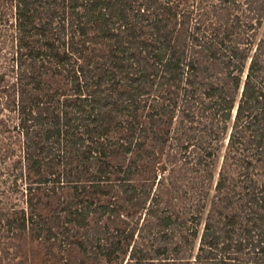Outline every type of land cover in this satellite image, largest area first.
<instances>
[{
	"label": "trees",
	"instance_id": "trees-1",
	"mask_svg": "<svg viewBox=\"0 0 264 264\" xmlns=\"http://www.w3.org/2000/svg\"><path fill=\"white\" fill-rule=\"evenodd\" d=\"M263 13L264 0H0L5 251L264 264Z\"/></svg>",
	"mask_w": 264,
	"mask_h": 264
},
{
	"label": "rangeland",
	"instance_id": "rangeland-1",
	"mask_svg": "<svg viewBox=\"0 0 264 264\" xmlns=\"http://www.w3.org/2000/svg\"><path fill=\"white\" fill-rule=\"evenodd\" d=\"M182 2H191L194 0H179ZM262 25L255 30V33L257 34L256 36H262L264 35V13L262 17ZM225 147V143L222 141L220 143V149L218 150L219 154L223 153V149ZM219 160L217 161V164L219 166ZM216 170V169H215ZM146 219L140 218V224L145 222ZM2 239H0V264H18L17 262L19 261V264H39L43 262V257L42 253L40 252V249L33 245L32 243L21 240V241H16L17 246H11L9 247V252L7 253L1 244ZM37 252V253H36ZM15 253V255H14ZM17 253V255H16ZM36 253V255H34Z\"/></svg>",
	"mask_w": 264,
	"mask_h": 264
}]
</instances>
